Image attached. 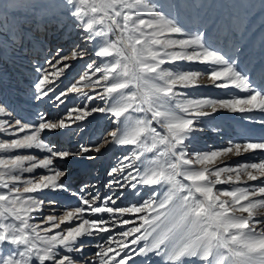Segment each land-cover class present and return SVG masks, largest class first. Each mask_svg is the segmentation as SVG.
Masks as SVG:
<instances>
[{"label":"snow or ice","instance_id":"1","mask_svg":"<svg viewBox=\"0 0 264 264\" xmlns=\"http://www.w3.org/2000/svg\"><path fill=\"white\" fill-rule=\"evenodd\" d=\"M215 7L208 0H0V89L10 87L2 66L28 58L43 24L67 16L82 33L71 52L57 47L43 64L31 61L38 111L30 119L0 103V134L9 137L0 139V264H264V135L207 150L192 145L205 130L201 119L222 111L264 129V38H250V18H264V0L230 5L239 11L227 19L201 13ZM85 57L83 73L61 88L68 62ZM182 63L207 70L164 67ZM202 77L246 95L191 98L188 89L207 87ZM69 94L79 103L69 107ZM96 114L114 125L99 143L61 150L49 139L79 136ZM109 145L122 151L101 196L86 177ZM241 153L262 158L225 163ZM73 165L81 173L75 191ZM65 193L78 206L58 216L54 197Z\"/></svg>","mask_w":264,"mask_h":264},{"label":"rangeland","instance_id":"2","mask_svg":"<svg viewBox=\"0 0 264 264\" xmlns=\"http://www.w3.org/2000/svg\"><path fill=\"white\" fill-rule=\"evenodd\" d=\"M4 2L10 3L11 0H4ZM151 2L156 3V4H162V3H166L167 0H151ZM242 2L243 0H208V3L215 4L217 5V7L201 9V13L202 14L210 13L213 16L219 15L220 17L227 19L229 13L233 11H239V9L231 8L230 5L240 4ZM195 3L198 4L199 0H195ZM195 11L196 9L194 8L193 12ZM250 20L252 23V33L250 34V38L258 44L259 41L262 38H264V18L256 16V17L250 18ZM81 35L82 33H80L76 28L72 26V22L68 19L67 16H64L62 18V21L43 24L41 31L38 33V37H39V43L37 44L38 47L36 45L35 47L29 48L28 58L22 61H17L15 63H13L12 60H8L7 63L2 66L3 72L7 73L5 80H6V83L10 85V88L12 89L15 86L16 88H23L24 91L21 94H19L20 92L18 91L17 93L16 91H14L15 98L13 99V98H10L9 93L6 92L5 88L0 89V103H6L8 105H11L12 107L16 109V113L25 119H28V116L32 117V115L38 111L34 103L31 101L32 84L35 81L37 74L33 70H31L29 72L24 71L23 73H21L22 74L21 75L20 72H22V69H23L22 65L30 63L31 61L28 60L29 58H31V60H35L38 64H43L45 58L50 56L57 47H62L64 50V53L71 52L76 44L82 43L80 39ZM87 60L88 58L85 57L82 60H72L68 62L72 66L71 68L66 69L65 75L61 77V81H62L60 82L61 88H66L74 80L78 79V77L85 70V65L87 63ZM28 67H32L31 63ZM164 67L171 68L173 71L189 70V69H195V70H201V71L207 70L206 65L194 64V63L166 64L164 65ZM24 75H27V78ZM26 80H28V82H26ZM201 80H203V82ZM199 84L207 85V87L202 86L198 88L188 89L187 91L191 98H195V97L217 98V99L226 98V96H222L220 94H217V95L214 94V92L217 93L219 91V93H224V91L223 89H219V88L212 86V81L209 80L207 77H202L199 80ZM209 87L216 89V91L213 92L212 89ZM206 90L209 91V94H205ZM84 91L92 92L93 89L85 88ZM20 95L21 97L22 96L24 97V100L22 99L23 97L22 98L20 97ZM69 95L71 97V103L69 104V107L75 106L76 104L79 103V101L73 96V94H69ZM28 100L30 102H27ZM47 111L52 116L63 115V112L57 113L56 111L50 108L47 109ZM213 116L204 117L201 119L200 126L205 128L203 132L206 135H202V133H199V132L194 134L192 145L196 150H207L209 147H212V148L224 147L220 145L221 141L218 140L217 137H215L214 133H212L211 128L216 125V123H214L215 118ZM89 120H90V124L88 128L85 129L83 132H81L79 136L73 135L71 139H69L68 137L67 141H73V143L67 145V147L65 148H73L78 143H85V144H92L94 142L99 143L102 136L108 131L112 130V128L114 127L111 121L103 117L101 114H96L95 117H89ZM158 130L160 129L158 128ZM57 137L58 136L56 135H52L49 137V139L54 140L55 142L58 143V141H56ZM8 138L9 137L3 134H0V139H8ZM59 144L60 143H58L57 145L59 146ZM59 149L63 150L64 148L60 147ZM34 151H36V154L38 155H41V156L45 155V153L39 152L38 150H34ZM121 151L122 149L118 147H113L111 145L108 146L107 152H110V156L108 158L109 160L107 161L109 163L105 164L104 166L105 173L107 171V168L113 163L115 156ZM103 161H104L103 159L98 160V162L96 163L95 170L100 171L102 169L101 167L103 165ZM75 167L77 166L73 165V168ZM44 172L45 170L43 169H37L36 174L37 175L44 174ZM77 184L78 182L76 183V185ZM76 206L78 205L72 204L69 206V208L76 207ZM59 209L64 210V208H59ZM63 210L59 213H56V215L59 216L63 212ZM51 212H52L51 207L46 210V214H51Z\"/></svg>","mask_w":264,"mask_h":264},{"label":"bare ground","instance_id":"3","mask_svg":"<svg viewBox=\"0 0 264 264\" xmlns=\"http://www.w3.org/2000/svg\"><path fill=\"white\" fill-rule=\"evenodd\" d=\"M219 46L223 47V42H221ZM37 47H38V45H37ZM28 60L33 61V60H31V58H29ZM30 63L22 65L23 69H22V72H20V74L23 73L24 71L29 72L32 70V67H28L30 65ZM24 76L27 78V75H24ZM201 81L203 82V80H201ZM26 82H28V80H26ZM209 88H211V87H209ZM211 89L213 92L216 91V89H214V88H211ZM5 90L7 93H9L10 98H13V99L15 98L14 97V94H15L14 91H16V93H17V91L20 92L19 94H21L24 91L23 88H16L15 86L12 89L10 87H6ZM223 91H224V93H219V91H218L217 93L214 92V94H216V95L220 94L222 96H226V98H228L229 95H235V96L246 95V93L241 92L240 90H236V89H223ZM205 94H209V91L206 90ZM20 97H21V95H20ZM28 97H30V96H28ZM22 99L24 100V97ZM25 102H26V100H25ZM27 102H30V101L28 100ZM33 109H35V108H33ZM213 117L215 118L214 123H216V125L214 127H212L211 129L219 128L220 131L219 132L212 131V133H214L215 137H217V139L221 141V143H220L221 146H224V147L227 146V142L230 139L241 140V139L245 138V135H250V136H254V137H259L261 135H264V129H261L260 126L257 124L249 123V122L245 121L240 114H234V113H230L227 111H222L220 113L214 114ZM30 118L31 117L28 116V119H30ZM202 135H206V134L204 132H202ZM67 139H68L67 135L58 136L56 141H58V143H60V144L58 146L57 145L58 143L56 142L57 147L58 148H60V147L65 148V147H67V145L73 143V141H67ZM107 151L102 150L103 156L102 155H101L102 157L99 156L97 161L93 165L89 166L91 168L92 172L95 173V175L90 174L88 177H86L87 179L93 180V181L98 183L99 189L101 192V196H104L107 194V189L104 188V184L108 180V177L105 173V169H104L105 167L104 166H105V164L109 163L107 161L109 160L108 158L110 156V152H107ZM260 158H262V157H260L258 155V153H241L240 155H232V156L226 158L225 163L230 164V165H236V164L244 162V161H258ZM99 159H103L104 161H103V165L101 167L102 169L100 171H97V170H95V167H96V163L98 162ZM76 166L77 167L73 168V172H74L73 177H70V179H71L70 183L72 184L73 191L76 190L75 185L77 182L79 183V179L81 178V173L79 171L80 166H78V165H76ZM248 183L255 184V183H259V181H254V182L249 181ZM49 198H53V197H49ZM54 198L58 201L53 206V207H55V214L59 213L63 210V209H59V208L65 209L66 207H69L72 204L78 205V201H77L76 197L71 196L67 193L56 196ZM129 199H132V198L129 197ZM125 203H127V201H125ZM61 227H63V225ZM87 251H88L89 256H91L93 251H94V248H89V249H87Z\"/></svg>","mask_w":264,"mask_h":264}]
</instances>
